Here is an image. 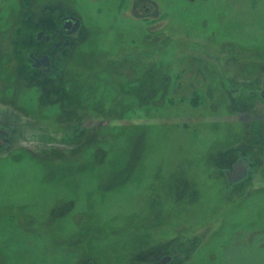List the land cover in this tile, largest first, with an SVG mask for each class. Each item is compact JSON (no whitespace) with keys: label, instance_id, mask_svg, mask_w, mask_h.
Segmentation results:
<instances>
[{"label":"rangeland","instance_id":"obj_1","mask_svg":"<svg viewBox=\"0 0 264 264\" xmlns=\"http://www.w3.org/2000/svg\"><path fill=\"white\" fill-rule=\"evenodd\" d=\"M261 92L264 0H0V264H230L264 234Z\"/></svg>","mask_w":264,"mask_h":264},{"label":"water","instance_id":"obj_2","mask_svg":"<svg viewBox=\"0 0 264 264\" xmlns=\"http://www.w3.org/2000/svg\"><path fill=\"white\" fill-rule=\"evenodd\" d=\"M63 33L67 36L73 35L79 31L81 26V21L79 18L75 16H64L61 19ZM42 32L39 33L38 38L42 36ZM46 39L48 40L49 37L47 36ZM30 58L33 60V68H40L41 66L46 67V72H49L50 65L49 59L47 56H42L40 58L34 57L32 54ZM261 97L264 99V93L261 92ZM4 146V145H3ZM248 164L249 160L246 157L238 158L234 164L232 165L231 170H225V178L229 186L237 184L244 180L248 174ZM170 261V257L165 256L162 257L160 260L154 262L153 264H167Z\"/></svg>","mask_w":264,"mask_h":264},{"label":"crops","instance_id":"obj_3","mask_svg":"<svg viewBox=\"0 0 264 264\" xmlns=\"http://www.w3.org/2000/svg\"><path fill=\"white\" fill-rule=\"evenodd\" d=\"M242 238V246L239 245L234 251L226 252L230 264H264V234H249ZM235 240L238 244L241 243V240Z\"/></svg>","mask_w":264,"mask_h":264},{"label":"flooded vegetation","instance_id":"obj_4","mask_svg":"<svg viewBox=\"0 0 264 264\" xmlns=\"http://www.w3.org/2000/svg\"><path fill=\"white\" fill-rule=\"evenodd\" d=\"M68 16H71V15H68ZM62 19V18H61ZM61 19H60V23H61ZM61 28H62V23H61ZM40 33V32H39ZM39 33L36 35V41L37 42H40V41H42V36L40 37V38H38V35H39ZM43 33V32H42ZM62 33H63V28H62ZM64 34V33H63ZM65 35V34H64ZM65 36H67V35H65ZM71 36V35H70ZM47 37V36H46ZM46 37L43 39V42H45V44L46 45H51V44H49V42H50V40H51V36H48L49 37V39L47 40L46 39ZM50 50H51V47H48ZM49 49H47L46 51L45 50H43V51H41V52H37V51H30V52H28V57L30 58V55L32 54L34 57H37V58H40V57H42V56H47L48 57V59H49V65H50V70H49V72H46V67H44V66H41L40 68H33V66H32V64H33V60L30 58V60H31V67L33 68V69H36V70H40L41 71V75H49L50 74V72H51V70H52V67H51V65H52V60H51V56H50V53H49ZM57 69H55L54 71H56ZM6 129H3V131L2 132H5L6 133ZM2 134V133H1ZM7 135V134H6ZM2 137H4V136H2ZM234 164V163H233ZM231 169H232V167H231ZM231 169H229V170H231ZM225 175V174H224ZM226 179V178H225Z\"/></svg>","mask_w":264,"mask_h":264}]
</instances>
